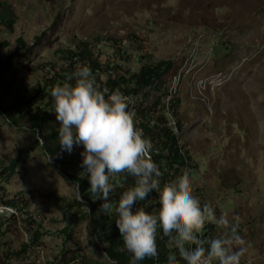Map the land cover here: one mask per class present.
<instances>
[{
  "label": "rangeland",
  "instance_id": "374dc122",
  "mask_svg": "<svg viewBox=\"0 0 264 264\" xmlns=\"http://www.w3.org/2000/svg\"><path fill=\"white\" fill-rule=\"evenodd\" d=\"M7 1L17 19L11 31L0 29V41L9 51L17 38L34 43L28 59L14 61L11 70L30 84L35 80L27 67L38 66L41 77L44 63L60 65L58 50L70 40L115 39V58L128 56L123 69L139 68L133 57L143 65L170 60L156 83L164 94L155 86L145 91L149 102L153 93L159 96L164 110L168 90L176 91L178 134L195 165L182 178H190L202 205L228 216L229 228L238 224L243 244L233 248L243 250L240 264H264V0ZM106 41L99 43L111 44ZM5 73L0 69V77ZM36 138L34 129L7 123L0 113V201L23 200L35 214L22 230L0 222V264L104 260L88 208L71 204L75 183L61 163L49 161L42 143L33 144ZM32 144L7 178L2 167ZM226 230L217 227V237Z\"/></svg>",
  "mask_w": 264,
  "mask_h": 264
},
{
  "label": "clouds",
  "instance_id": "9594fccd",
  "mask_svg": "<svg viewBox=\"0 0 264 264\" xmlns=\"http://www.w3.org/2000/svg\"><path fill=\"white\" fill-rule=\"evenodd\" d=\"M72 78L73 84H57L49 92L59 122L57 141L61 150L69 154L74 145L83 146L81 166L87 173V192L104 201L103 210L115 212L116 227L131 254L130 264L158 257V229L169 236L185 264H240L243 250L233 248L243 244L238 224L229 228L224 214L217 217L212 207L202 205L193 194L190 178L160 186L161 173L150 156L151 142L136 126L129 98L119 90L107 94L100 90L87 66L78 67ZM121 174L134 177V184L113 205L109 199L114 191L111 181ZM152 192L157 193L159 204L156 215L142 206L132 210L136 202L150 198ZM75 194L82 201L78 184ZM206 224L227 230L206 241L202 239ZM108 260L109 264H117ZM168 264L180 261L171 256Z\"/></svg>",
  "mask_w": 264,
  "mask_h": 264
},
{
  "label": "trees",
  "instance_id": "16d2710c",
  "mask_svg": "<svg viewBox=\"0 0 264 264\" xmlns=\"http://www.w3.org/2000/svg\"><path fill=\"white\" fill-rule=\"evenodd\" d=\"M17 19L16 12L7 0H0V29L11 31ZM100 37L78 41L70 40V45L60 52L58 60L60 65L44 63L48 70L41 71L42 76L36 74L40 71L38 66L27 67L30 76H34V83L30 84L22 75L11 73L14 61H26L33 53V44L25 42L21 38L16 39V44L13 50L9 51L6 48L8 43L0 41V69L6 73L0 77V113L7 123L12 125H22L29 129H34L38 138L34 140V145L42 143L41 147L45 154L52 156L56 162L63 165L62 171L65 173L69 181L79 185V191L82 201L77 198L72 201L73 206H86L87 214L90 217L93 226V234L96 239L102 244L104 260L85 259V262L79 264H109L108 258L117 261V264H130L131 254L127 251L123 244V238L119 233L115 218L116 214L113 211L111 214L101 208L104 202L100 198L94 199L87 192L89 182L87 173L84 172L81 166L82 145H77L72 149V152L66 157L57 155L56 152L62 151L58 143V126L54 112V100L50 97L49 92L57 84L74 83L72 74L81 66H87L91 74L95 77L96 84L99 89L104 91L121 90L124 94L134 95L136 97L135 108V123L139 127L143 135L149 139L152 148L150 156L152 161L157 165L161 175L159 177L160 186L173 183L178 178L183 177L181 168L187 166L190 171L195 168L193 159L189 155L188 150L181 141L179 134H175L171 127L167 124V112L159 100V96H152L154 100L149 102V91H145L148 87L155 86V90L164 94L158 86L157 80L161 75L171 67L170 60L149 61L141 68L133 73L120 75L118 72L114 77H107L101 81L99 72L104 67H109V62H102L98 55L94 52V43L101 40ZM40 40V37H35L34 42ZM112 44H116L115 39L110 38ZM5 52V54H3ZM150 90H153L150 88ZM105 92V91H104ZM167 94V93H166ZM179 99L174 94L168 101V109L172 114L177 115V102ZM177 127L180 129V122H177ZM33 144L29 147L19 150L15 155L9 158L8 163L2 167L4 172H7V178L11 177L19 164L25 162L27 155L34 149ZM114 184V191L110 193V201L114 205L118 202L120 194L128 187L134 184V177L127 175H118L111 181ZM51 196H55L53 193ZM155 196V201H153ZM157 193H150V198L144 201L136 202L133 205V211L137 206L144 207V204H149L151 214L156 215L159 210V204L156 200ZM15 203L13 199L7 200ZM150 201V202H148ZM145 208V207H144ZM214 212L217 217L221 215V211L214 207ZM148 211L147 209H145ZM217 226L206 224L203 230L202 239L209 240L217 237ZM157 250L158 257L145 258L139 264H168V259L175 256L180 264L185 262L180 259L177 249L173 246L169 236L158 229L157 231ZM107 245V246H105ZM205 247L207 245L205 244Z\"/></svg>",
  "mask_w": 264,
  "mask_h": 264
},
{
  "label": "built area",
  "instance_id": "2783aa9c",
  "mask_svg": "<svg viewBox=\"0 0 264 264\" xmlns=\"http://www.w3.org/2000/svg\"><path fill=\"white\" fill-rule=\"evenodd\" d=\"M102 40L106 41L105 38L101 39L100 41L102 42ZM99 41V42H100ZM94 43V52L96 55H98V58L104 62V61H108L109 62V67H104V69L102 71H100L99 73V77L100 80L103 81L105 80L107 77H114L115 74L118 72L120 75H125L127 73H133L138 71L141 66H143V63H139V59L138 58H134V65H139V68L135 69V67L132 66H127L126 69H123V63H124V59L126 57H124V59L121 58H115L116 55H120V51L118 53L115 52V55H113L114 53V46L117 44H109L108 46H103L100 45V43ZM106 42H110V41H106ZM102 44V43H101ZM108 49H110V51L108 52ZM119 49L120 46H119ZM130 60V58H128V61ZM123 65V66H122ZM48 70V67H46V71ZM119 90V89H117ZM105 93H111L112 91H108V89L104 90ZM124 96L128 97L130 100V105L129 107L134 110L135 113V108H136V97L134 95H132V93L130 94H124L121 90H119ZM176 93L175 89L174 92L171 91L170 89L168 90V94L169 97L171 98L174 94ZM169 98V99H170ZM169 99L166 101V112H167V124L171 127V129L173 130V132L175 134H178L179 129L177 127V119L175 118L174 114H172V112L168 109V101ZM186 169H189L187 166H184L181 168L182 173L184 174V172H186ZM190 170V169H189ZM198 198V196H197ZM33 209L31 207H28L26 205H24L23 200H18L15 203L9 202V201H0V222L8 225V227L10 228H14L17 227L19 230H22V226L28 227L29 226V221L34 219L35 214L32 213Z\"/></svg>",
  "mask_w": 264,
  "mask_h": 264
},
{
  "label": "crops",
  "instance_id": "0c3cea01",
  "mask_svg": "<svg viewBox=\"0 0 264 264\" xmlns=\"http://www.w3.org/2000/svg\"><path fill=\"white\" fill-rule=\"evenodd\" d=\"M224 214V213H223ZM226 216V218L228 219V216L227 215H225Z\"/></svg>",
  "mask_w": 264,
  "mask_h": 264
}]
</instances>
